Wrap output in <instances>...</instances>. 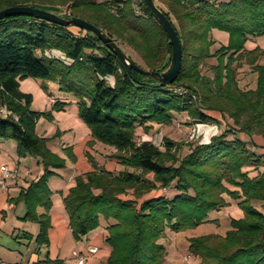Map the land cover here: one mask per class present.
<instances>
[{"label": "trees", "instance_id": "obj_1", "mask_svg": "<svg viewBox=\"0 0 264 264\" xmlns=\"http://www.w3.org/2000/svg\"><path fill=\"white\" fill-rule=\"evenodd\" d=\"M153 1L181 44V67L167 87L129 72L87 31L74 34L69 26L21 15L0 20V107L17 117H0V140L14 141L18 158H35L42 168L9 202L24 205L20 220L38 224L35 242L46 245L52 204L48 180L66 160L35 132L38 119L50 115L30 109L32 96L20 91L19 80H53L77 100L78 117L89 128L91 143L113 148L110 157L122 166L114 174L94 163L93 171L75 177L63 198L75 240L97 229L103 219L108 221L104 242L109 248L104 264H164L167 234L201 225L209 213L226 206L227 195L238 201L242 217L231 220L224 236L190 238L188 255L196 264H264V212L253 204H264V153L251 140L254 135L264 140V46L245 47L264 36V0ZM137 2L140 13L135 15ZM16 6L85 20L142 69L160 72L170 61L169 38L142 0H0V11ZM213 30L225 32L227 42L212 51ZM212 59L214 64L207 65ZM243 66L248 67L246 76L256 75L253 89L239 85ZM176 87L186 94L175 93ZM64 105L56 101L52 108L58 111ZM209 112L232 124L207 143L188 141L184 154L176 155L180 144L168 138L163 149L151 141H136L138 126L146 132L153 124L169 125L174 113L205 124L214 120ZM63 153L75 160L69 147ZM151 192L155 194L148 196Z\"/></svg>", "mask_w": 264, "mask_h": 264}, {"label": "crops", "instance_id": "obj_2", "mask_svg": "<svg viewBox=\"0 0 264 264\" xmlns=\"http://www.w3.org/2000/svg\"><path fill=\"white\" fill-rule=\"evenodd\" d=\"M107 1V0H99ZM215 39V45H223L227 42V36L220 35L219 40ZM219 43V44H218ZM247 73V72H246ZM249 74L243 80V86L246 89L252 88V79H248ZM56 101L65 103L62 110L67 109V104L72 103L70 98L59 94L57 98L47 95L48 104H54ZM214 120L205 124L193 123L189 120L186 113L184 116V126L180 125L179 129L175 128L177 138L170 139L172 142L180 143L179 152L184 154L187 151L186 136L190 125L196 126V138L194 141L199 143H207L209 139L218 134L226 125H231L232 122L225 116H221L217 112L208 113ZM179 122L175 124L177 126ZM169 124L168 128L172 126ZM164 125L153 124L148 132H159L163 130ZM55 128L53 123L39 126L36 123V133L39 137L47 140V147L54 153L64 157L65 167L54 170L55 175L49 178L48 188L51 192V209L49 211L50 226L47 230V244L37 245L35 238L39 231L38 224L29 221L20 220L25 213V207L22 203L17 205L10 204L9 200L19 195L20 191L41 174V167L38 160L27 157L19 159L16 152L15 142L12 140H0V167L8 166L10 169L17 170L15 179L9 181L4 189L0 188V259L9 263L32 264L33 262L49 261L54 264H76V259L73 256V251L85 253L88 246H95L97 252L90 255L85 264H104L109 248L104 242L105 227L108 221L100 219V225L97 229L89 232L86 236L75 240L72 237L68 226V215L63 205V198L68 193V190L74 185L75 177L80 174H85L94 170L92 164L103 167L105 170L117 174L122 170V166L110 155L114 149L106 145H101L98 142H92V137L89 131L80 132L78 135L70 132L63 134L59 139L54 138ZM137 132V131H136ZM69 134V136H66ZM155 134V133H154ZM170 135V133H169ZM165 136V135H162ZM161 136V137H162ZM169 138L168 136H165ZM162 138L158 146L162 147ZM143 138H137L136 141H143ZM254 145L264 153V140L261 136L254 135L251 138ZM151 141L152 140H147ZM89 143H91L89 145ZM154 143V142H153ZM69 147L75 157L74 161L67 159L63 153V148ZM15 149V151H14ZM102 151V154L99 153ZM99 154V158H98ZM30 158V159H29ZM22 161V166L20 162ZM26 162V163H25ZM233 190L234 188H230ZM155 192H151L148 196H152ZM168 195V191L166 192ZM147 196V197H148ZM226 206L218 211L209 213L207 220L201 225L193 229H188L175 234H167L166 240L163 242L166 245L167 256L164 264H196V260L191 258L187 253L189 239L208 234H218L224 236L231 229V220L242 217V211L238 207V201L231 199L225 195ZM254 206L264 212V204L253 203ZM38 212H42L39 208ZM24 234L28 236H24ZM30 237V238H29ZM182 251L186 254L184 260Z\"/></svg>", "mask_w": 264, "mask_h": 264}, {"label": "rangeland", "instance_id": "obj_3", "mask_svg": "<svg viewBox=\"0 0 264 264\" xmlns=\"http://www.w3.org/2000/svg\"><path fill=\"white\" fill-rule=\"evenodd\" d=\"M63 8H65V7H62V10H63ZM69 27H70L69 29L74 34H82V33L84 34V32H85L84 30H82L81 28L76 27V26H69ZM218 33H220V35L227 36V34L225 32L215 30L213 32V34H214V37H216L218 40L220 38V36H218ZM225 44H223V45H225ZM257 45L261 46V47L264 46V36L257 37L254 40H249V42H247L245 47L247 49H251ZM216 47L217 46L214 45L212 47V51ZM51 55L53 57L61 58V60L62 59L64 60L62 55L56 51H52ZM240 63H243V62H240ZM211 64H214L213 59L209 60L207 65H211ZM247 69H248L247 66L246 67L243 66L240 69L241 72L238 73V77L241 78L239 85L242 89L248 88V86H246V88L243 86V80L246 78ZM203 73H205V70H203ZM248 79H252L253 85H252L251 89H253L255 86V82H256V75L254 73H250L248 76ZM19 89L21 92L28 93L32 96V102L30 104L31 110L50 115V116H48L49 118L44 117V116L40 117L37 122H38V127L43 126V125H47V123H53L54 128H55L54 138L56 137V139H59L63 134H66L68 132L72 133L71 136L73 137L74 136L73 134L78 135L80 132L89 131V128L87 127V125L78 117V104H77V100L75 99V97L68 92H64V91L59 90L57 83L54 82L53 80H42V79H34V78H29V77L23 78V79L19 80ZM59 94H61L63 96L65 95L67 98L71 99L72 103L67 104L66 110L65 109L62 110L63 109L62 108L61 110L55 111L52 108L53 105L52 104L50 105L47 102V95L52 96L54 98H57V96ZM184 120L185 119H184V116L182 115V113H174L172 126L170 128H168L169 125L168 126L164 125L165 127L163 128V130H160V133L155 132V130H153L152 132L149 133L148 131L151 130V128L145 132V131H143V129H141L142 127L138 126L136 128L137 132H136L135 138L137 139L140 137V138H143L144 140H152L156 145H158L157 143L161 142L160 140L162 138H166L165 136H168L169 137L168 139H176L177 136H176V133L174 130H175V128L179 129L180 125H182V124H183V127H185L184 126V123H185ZM177 122H179V123L175 127V124ZM221 130H223V128ZM35 132H36V126H35ZM169 133H170V135H169ZM162 135H165V136H162ZM66 136H69V134H67ZM71 136H69V137H71ZM185 137H184V139H185ZM209 141H210V139H209ZM101 145H103V144H101ZM252 149L256 153H260V151H256L254 148H252ZM14 151H15V149H14ZM14 153L16 155V152H14ZM99 153L102 154V151H100ZM179 154H180V152H179V148H178L176 155H179ZM27 157L28 156L20 157L19 159H24ZM98 158H99V154H98ZM20 164L22 166V161L20 162ZM41 173H42V168H41ZM256 173H257V171H254L251 174H256ZM172 190H174V189L171 188V190H170L171 195L174 194V192H172ZM181 254H182L181 258L184 260L185 259L184 256L186 253L184 251H182Z\"/></svg>", "mask_w": 264, "mask_h": 264}, {"label": "water", "instance_id": "obj_4", "mask_svg": "<svg viewBox=\"0 0 264 264\" xmlns=\"http://www.w3.org/2000/svg\"><path fill=\"white\" fill-rule=\"evenodd\" d=\"M146 9L153 15V17L162 26L165 33L169 38L171 44V57L167 66L160 72L148 71L142 69L137 64H135L131 59H129L122 49L117 45V43L107 36L101 29L88 23L85 20L76 17H61L56 14L43 11L40 9L28 7V6H16L9 7L0 11V20L10 16H26L36 19H41L50 23H54L60 26H76L84 31H87L94 35L98 41L108 48L122 63V65L129 71H135L153 78L160 87H167L171 85L177 78L181 67V44L179 37L171 25L167 17L160 11L155 5L153 0H142Z\"/></svg>", "mask_w": 264, "mask_h": 264}, {"label": "built area", "instance_id": "obj_5", "mask_svg": "<svg viewBox=\"0 0 264 264\" xmlns=\"http://www.w3.org/2000/svg\"><path fill=\"white\" fill-rule=\"evenodd\" d=\"M133 7H134V14L138 15L140 13V6L138 2L134 3ZM63 10H65V8H63ZM174 92L177 93L178 95L186 94V90L183 89L182 87H176L174 89ZM188 96L194 101L197 100L196 96L192 94H188ZM9 116H12L11 113L4 106L0 107V117L7 118ZM12 117L15 121L17 120V117H15L14 115ZM185 138L187 141H192L196 138V126L194 124L188 127ZM16 175H17V171L15 169H10L8 166L2 165L0 167V188L4 189L9 181L16 178ZM96 252H97V248L95 246H88L85 253L73 251V256L76 259V264H85L88 257L90 255L95 254ZM0 264H18V263H9L0 259ZM32 264H48V263L33 262Z\"/></svg>", "mask_w": 264, "mask_h": 264}]
</instances>
